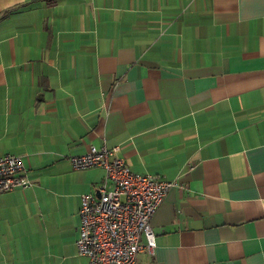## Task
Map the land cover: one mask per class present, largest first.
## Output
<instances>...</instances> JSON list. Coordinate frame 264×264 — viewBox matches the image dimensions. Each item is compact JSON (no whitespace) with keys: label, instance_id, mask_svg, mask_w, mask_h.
I'll return each instance as SVG.
<instances>
[{"label":"crops","instance_id":"crops-1","mask_svg":"<svg viewBox=\"0 0 264 264\" xmlns=\"http://www.w3.org/2000/svg\"><path fill=\"white\" fill-rule=\"evenodd\" d=\"M31 1L0 0V153L30 183L0 193V264H85L104 171L67 157L103 144L178 183L137 264H264V0Z\"/></svg>","mask_w":264,"mask_h":264},{"label":"built area","instance_id":"built-area-1","mask_svg":"<svg viewBox=\"0 0 264 264\" xmlns=\"http://www.w3.org/2000/svg\"><path fill=\"white\" fill-rule=\"evenodd\" d=\"M73 170L100 167L104 173L94 190L80 195L74 245L85 264H137L142 248L151 251L154 233L149 220L166 191L178 183L153 174L130 171L116 147L89 145L68 155ZM17 154L0 153V193L30 185ZM142 236L144 244L139 242Z\"/></svg>","mask_w":264,"mask_h":264},{"label":"trees","instance_id":"trees-1","mask_svg":"<svg viewBox=\"0 0 264 264\" xmlns=\"http://www.w3.org/2000/svg\"><path fill=\"white\" fill-rule=\"evenodd\" d=\"M51 1H54V0H45L46 3H50ZM31 2H35V0H33ZM21 7H23V6H16L14 8H21ZM6 13H8V10L2 12L3 15L6 14Z\"/></svg>","mask_w":264,"mask_h":264}]
</instances>
